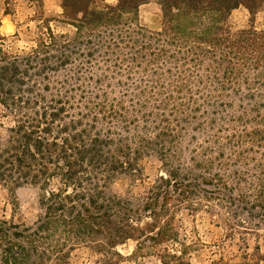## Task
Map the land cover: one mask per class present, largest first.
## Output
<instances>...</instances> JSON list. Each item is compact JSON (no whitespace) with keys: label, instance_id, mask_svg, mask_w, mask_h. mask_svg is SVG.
Instances as JSON below:
<instances>
[{"label":"trees","instance_id":"trees-1","mask_svg":"<svg viewBox=\"0 0 264 264\" xmlns=\"http://www.w3.org/2000/svg\"><path fill=\"white\" fill-rule=\"evenodd\" d=\"M95 1L62 0L71 35L46 25L27 52L0 47V105L12 118L0 184L37 186L42 209L33 227L0 221V264H62L80 244L111 254L129 239L171 240L160 218L181 207L223 210L230 234L264 237V28L227 26L233 9L264 0H160L157 31L139 24L147 0ZM150 156L163 174L141 208L109 192ZM139 210L151 214L145 227L131 215Z\"/></svg>","mask_w":264,"mask_h":264},{"label":"rangeland","instance_id":"rangeland-1","mask_svg":"<svg viewBox=\"0 0 264 264\" xmlns=\"http://www.w3.org/2000/svg\"><path fill=\"white\" fill-rule=\"evenodd\" d=\"M117 0H96L94 7L100 8L104 3L115 4ZM42 7L36 6L35 19L28 27L17 24L13 35L0 34V47L8 54H17L29 51L34 47L39 37L46 33L45 26L49 25L55 34H69L73 28L61 20L60 17H48ZM39 20H42L38 22ZM54 20V21H51ZM139 24L148 31H157L162 23L160 0H147L138 8ZM51 21V22H50ZM230 30L264 28V1L250 12L239 6L230 12L227 19ZM12 125V118L0 105V139L7 137V129ZM162 167L155 156L147 157L142 162V173L133 178L127 174L118 175L110 184L109 192L122 198L133 201L134 208H141L143 197L148 188L159 175ZM39 189L37 186L25 184L13 192L0 184V221L11 224L33 227L42 214L39 205ZM140 224L151 223L150 213L139 210ZM225 216L223 210L188 212L186 208L171 209L160 218L163 234H170L171 240L154 242L147 238L129 239L113 249L111 254L100 253L91 244L75 245L69 257L62 264H210L223 258L226 264H264L258 261L254 253L255 245L260 247V254H264V237L259 239L252 233H241L235 227L231 234L228 228L220 222ZM246 214L242 213V218ZM166 223H169L168 226ZM260 232H263L262 230ZM229 233V235H228ZM119 253L120 256L115 253ZM173 255H175L173 257ZM160 256H164L162 259ZM54 264V261L45 262Z\"/></svg>","mask_w":264,"mask_h":264},{"label":"crops","instance_id":"crops-1","mask_svg":"<svg viewBox=\"0 0 264 264\" xmlns=\"http://www.w3.org/2000/svg\"><path fill=\"white\" fill-rule=\"evenodd\" d=\"M36 6H41L44 14L51 19L63 13L62 0H0V34L13 35L18 23L28 27L36 21Z\"/></svg>","mask_w":264,"mask_h":264}]
</instances>
